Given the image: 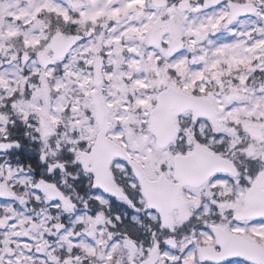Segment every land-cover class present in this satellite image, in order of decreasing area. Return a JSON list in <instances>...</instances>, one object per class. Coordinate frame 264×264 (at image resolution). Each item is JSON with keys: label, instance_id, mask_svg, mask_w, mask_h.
I'll return each instance as SVG.
<instances>
[{"label": "snow or ice", "instance_id": "6c2138e0", "mask_svg": "<svg viewBox=\"0 0 264 264\" xmlns=\"http://www.w3.org/2000/svg\"><path fill=\"white\" fill-rule=\"evenodd\" d=\"M0 264H264V0H0Z\"/></svg>", "mask_w": 264, "mask_h": 264}]
</instances>
